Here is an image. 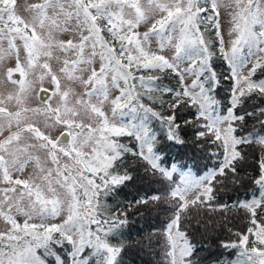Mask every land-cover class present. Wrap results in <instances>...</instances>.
I'll return each instance as SVG.
<instances>
[{"label":"snow or ice","instance_id":"6c2138e0","mask_svg":"<svg viewBox=\"0 0 264 264\" xmlns=\"http://www.w3.org/2000/svg\"><path fill=\"white\" fill-rule=\"evenodd\" d=\"M0 83V264H122L129 216L160 206L167 264H202L188 229L248 168L216 264H264V0H0ZM141 168L163 190L118 199Z\"/></svg>","mask_w":264,"mask_h":264},{"label":"trees","instance_id":"16d2710c","mask_svg":"<svg viewBox=\"0 0 264 264\" xmlns=\"http://www.w3.org/2000/svg\"><path fill=\"white\" fill-rule=\"evenodd\" d=\"M252 123L254 122L250 121V125ZM213 150L211 148H194L191 143L187 146L170 142L163 144V154L169 161L186 165L187 169H191L196 174L205 173L217 163L216 157L209 158V154ZM249 162H252L251 155ZM242 175L246 177L244 186H236L238 190H233V186L229 185L227 189H222L220 192L218 202L228 205V208L225 209L226 212H215L216 210L209 212V209H202L205 212L199 213L197 216L201 223L197 224L193 221L188 229L196 236L197 246L201 249L199 258L202 264H216L217 261L237 259L236 250L224 249L220 247V242L235 239L228 229L231 228L232 221L230 214L242 211L236 206L237 201L259 196L258 186L247 179L255 175L253 169L248 168ZM138 176L136 182L129 184L118 199L124 202L132 201L134 197L139 198L152 194L153 189L161 186L159 183L153 182L155 178L145 177L142 168L139 170ZM193 214L195 215V213ZM170 215L171 213L166 209L163 212H158V207H151L150 210L141 209L140 213L129 216V223L120 238L127 245L126 250L121 254L122 264H167L162 247L163 241L159 240L158 242L156 234L163 231V226ZM215 216H219L221 219L214 221Z\"/></svg>","mask_w":264,"mask_h":264},{"label":"rangeland","instance_id":"374dc122","mask_svg":"<svg viewBox=\"0 0 264 264\" xmlns=\"http://www.w3.org/2000/svg\"><path fill=\"white\" fill-rule=\"evenodd\" d=\"M29 3L31 2H36V0H28ZM25 3V0H17V6L19 8L20 5H23ZM225 16H227V13H224ZM224 23H227V20L225 19ZM45 87H48V85L45 83ZM12 90V86L11 85H6V84H2L0 83V91H11ZM36 101L33 100L32 106H35ZM187 170V169H186ZM194 173V172H193ZM196 174V173H194ZM204 173H198V175H203ZM155 189L157 190H163L162 186H158ZM166 209L165 206H160L158 207V212H163ZM205 212L203 210L200 211V213ZM209 212H213L212 209H209ZM215 212H226L225 209L224 210H220L219 208L216 209ZM230 216L232 217V221H231V229H235L237 230L239 227H241L243 224L246 223L245 220H243L241 218L242 216V211H239L237 213H233L230 214ZM221 218L219 216H215L214 221H219ZM233 230V232L235 231Z\"/></svg>","mask_w":264,"mask_h":264}]
</instances>
